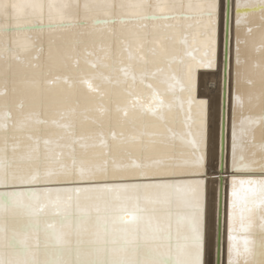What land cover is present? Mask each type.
Returning <instances> with one entry per match:
<instances>
[{
	"label": "snow or ice",
	"instance_id": "obj_1",
	"mask_svg": "<svg viewBox=\"0 0 264 264\" xmlns=\"http://www.w3.org/2000/svg\"><path fill=\"white\" fill-rule=\"evenodd\" d=\"M261 4H264V0H261ZM78 7L65 4L58 12L50 14L47 20L42 11L39 21L17 16L14 17L13 25L0 26V33L12 29L24 30L32 25L38 27L39 31L60 30L61 35L69 36L60 62L42 69L38 78L25 82V87L39 93L42 87L48 89L63 83L69 96H74L80 90L98 97L101 103L86 111L98 113V118L93 117L91 120L101 130L76 135V108L60 110L57 114L59 119L49 121L41 118L38 104L29 105L25 111L23 99L15 104L17 115L13 119V112L7 101H4L0 104V130L6 132L11 127L16 133L28 132L26 138L32 143L24 145L21 151V137L14 135L15 142L11 144L7 135L3 137V146L0 147V184H52L72 180L95 182L123 180L130 176H174L183 174V170L187 169L199 170L204 160L202 134L197 132L196 138H191V131L186 135L173 131L168 127L165 112L173 114L178 105L182 113L187 103L188 121L185 126L188 127L193 104L203 108L204 101L197 102L193 97L195 70L214 66V41L209 29L213 25L211 18L215 15V4L209 2L196 13L209 20L203 31L197 28L191 34V40L188 31L181 35L178 23L154 24L151 32L146 30L147 24L141 23L149 20H179L181 15L184 19L190 18L188 14L175 10L161 8L159 15L142 10L133 16H113L109 12L103 17L85 16L76 19L74 16ZM139 7L143 9L145 6ZM9 8L6 3L0 5V15L7 16ZM89 19L92 25L90 29L74 31L77 28L85 29ZM117 22L121 26L131 23L135 26L127 30L121 28L117 36L121 46L120 55L113 57L110 42H103V33L115 35V30L108 26ZM240 23L238 18L237 25ZM183 27L190 29L192 26ZM170 45L174 50L176 45L181 48L169 56ZM35 47L31 38L23 46H9L6 37L4 40V52H11L12 59L19 63H23L24 54ZM160 59H167V68L158 67L154 71H147L148 65H155ZM258 67L264 76V64ZM98 69H104L108 74ZM54 71L64 74L49 78ZM158 76L162 77L160 83L166 85L163 90L148 82ZM137 80L146 91L133 87ZM7 83L5 78L0 84V98L8 96ZM125 83H129L127 88L113 92V86ZM248 83L251 85L253 81L249 79ZM167 96L171 99H165ZM105 98L115 105L114 108L104 105ZM234 100L238 104L243 103L239 95ZM199 115L202 116V112ZM145 117H150L154 122L145 123ZM105 121L108 127L121 129L129 125L133 128L138 124L141 126L140 130L129 135H125L124 131L119 135L116 131L110 133L111 140L126 149L127 160H118L106 150L108 140L103 131ZM200 122L202 125V120ZM253 122L248 121L249 124ZM49 123L64 129L68 142H61L64 137L56 141L45 139L42 154L39 138L30 133L39 131L40 125ZM240 134L242 137L247 135L246 129L242 127ZM177 141L183 148L190 150V158L183 153L181 157L174 155ZM155 144L170 146L173 152L153 154L151 146ZM76 145L79 146V153ZM98 146L105 151L97 152ZM9 148L11 157L8 156ZM232 148L233 171L264 172V157L246 160L243 155H237L235 123ZM261 151L264 152V145ZM231 184L229 241L236 239L233 235L234 222L240 223L238 231L249 233L257 227L255 221L259 215L260 250L252 264H264V214H260L264 212V178L233 176ZM203 185V180L105 182L90 183L83 187H47L0 193L8 198L7 202L0 201V214L18 218L12 221L11 227L0 225V246L9 249V255L13 257L9 260L0 258V264H201ZM173 190L183 193L185 204L193 209L187 217L177 215L175 223L171 214H166L174 199ZM73 214L77 222L75 230L68 226ZM30 230L36 232L34 244L29 240ZM249 244L247 238L243 241L242 249L230 244V257L233 253L238 257L244 256L245 264H248L247 257L253 255ZM229 264H234L231 258Z\"/></svg>",
	"mask_w": 264,
	"mask_h": 264
},
{
	"label": "bare ground",
	"instance_id": "obj_2",
	"mask_svg": "<svg viewBox=\"0 0 264 264\" xmlns=\"http://www.w3.org/2000/svg\"><path fill=\"white\" fill-rule=\"evenodd\" d=\"M209 2L214 3L216 6L215 15L211 19L213 25L209 29L214 41L213 49V64L211 68H197L195 70L194 79V100L204 101L203 108L200 109L197 104H193L191 116L188 127L185 122L188 121V105L185 103L184 110L181 113L179 106L173 114L169 115L165 112L166 120H168V127L173 131L187 134L188 131L192 132L191 138H196L197 132L202 134V154L204 157L203 166L199 169L183 170V174L174 176H149L138 177L130 176L123 180H108V181H124V180H140V179H156V178H188L198 177L204 181L203 192V255L202 264H217V235H218V222L220 216L219 211V195L220 184L222 193V209H221V254L220 264L223 263L224 256V238H225V224H226V191H227V178L228 176L244 175L234 172L232 170V151H233V124L235 123L237 132V155H243L246 160H260L264 157V152L261 151V146L264 145V76H262L258 65L264 64V22H260L258 15L254 13V9H245L243 7L252 8V6L261 4V0H229L230 14L228 22L225 24V3L226 0H0V5L8 4L9 14L7 16L0 15V26L13 25L15 23L14 17L22 16L26 19L31 18L39 21L40 12H43L44 19L47 20L50 14L58 12L65 4H74L79 7L76 10L74 18L82 19L83 17L99 16L103 17L105 13H111L113 16L121 14L133 16L139 11H147L148 13L160 14L161 8L175 10L181 14H188L189 19H184L181 15L179 20L167 21H143L141 23L147 24V31H152V26L163 24H179L181 26V35L188 31L191 40V34L197 28L203 31L207 25L208 17H199L196 15L201 10V6L207 5ZM240 5L239 7L237 5ZM85 5L88 7L85 8ZM112 7H109V6ZM144 5L142 9L139 6ZM122 6V7H117ZM243 8V9H239ZM241 23L237 25V19ZM262 19V18H261ZM263 20V19H262ZM199 22V23H198ZM184 25H191L190 29H185ZM134 23L121 26L119 22L109 25L108 27L115 30V35H110L107 32L103 33L105 44H111L113 57L120 55V45L117 42V36L120 35V30L123 27L125 30L133 28ZM92 27L91 20L89 19L85 29L77 28L74 31H84ZM103 27V26H100ZM227 27V28H226ZM248 29L252 31L249 32ZM7 38L9 46L17 45L23 46L29 42V38L35 42L36 47L24 54V62L19 63L12 59L11 52H4V40ZM228 40L226 45L227 60L225 63V92L224 109L225 115L223 117L225 130V141L222 152L224 153L223 164L220 167V126H221V109H222V82H223V67H224V46L225 40ZM70 39L69 36L61 35L60 30L51 32L50 30L39 31L38 27L29 25L24 30H9L6 33H0V84L7 79L8 96L0 98V104L7 101L10 110L13 112V119L16 118L17 109L15 104L19 103L21 99L25 102V111L28 110L29 105L38 104L41 118L51 121L52 119H59L57 115L60 110L69 107L76 108V116L74 122L76 124V135L97 133L101 129L92 123L91 118H98V113L95 111H86L87 109H94L101 103L98 97H93L87 94L86 91L77 90L74 96H69L66 87L63 83H59L51 88H41L39 93L29 91L25 87V82L38 78V74L44 68L52 67L60 62L63 49L66 42ZM85 39H87L85 37ZM181 48L176 45V49L169 46L168 55L176 54V50ZM102 55V53H99ZM126 55V54H125ZM150 58L151 53H149ZM6 57V58H5ZM33 57H38L33 59ZM94 59V58H93ZM239 60V63H238ZM37 65V67H32ZM158 67L167 68V59H160L155 65H148L147 71H154ZM89 71H93L89 69ZM97 71L104 72V69ZM63 72H53L49 78H55L56 75H63ZM162 77L158 76L155 80L148 82L153 83L161 90L166 85L161 84ZM251 79L253 83L250 85L248 80ZM130 83V82H129ZM129 83L118 86H113L114 93L120 91L121 88H127ZM13 87L16 91L13 92ZM137 90H145L137 80L133 86ZM239 95L243 101L242 105L235 102L234 97ZM114 98V97H113ZM165 99L170 100L171 97L167 96ZM104 105L108 108H114V104L107 98L103 101ZM202 112V116L199 113ZM89 119H85V117ZM202 120V125L201 121ZM254 121L249 124L248 121ZM145 123L151 124L154 121L150 117L144 118ZM243 122V123H242ZM138 124L135 128L126 126L121 129L119 127H108L105 121L103 131L108 140L107 151L118 160H127V151L123 146L114 143L111 140L110 133L116 131L117 134L124 131L125 135H129L135 131L140 130ZM246 129L247 135L241 136V128ZM28 132L16 133L10 127L6 132L0 130V147L3 146V137L7 135L9 144L14 143L13 136L21 137V151L24 145L31 144L32 141L27 140ZM33 137H38L40 140V149L43 154L44 144L43 140L49 139L52 141L58 140L60 137L65 139L61 142H68L64 129L58 128L49 123L47 125H40L39 131H32L30 133ZM77 153L80 152L79 146L76 145ZM153 154L159 152H173L170 146L163 144H155L151 146ZM97 152L105 151L101 147H97ZM191 157L190 150L183 148L177 141L175 144L174 155L181 157ZM143 153H141V156ZM8 156H12L11 148L8 150ZM180 171V170H178ZM253 175H263L256 170ZM248 175V174H245ZM251 175V174H250ZM108 181H95V182H108ZM76 183H92L86 181H60L52 184H17V183H4L0 184V188H13V186H28V185H60V184H76ZM178 199L176 206H179L185 217L191 215L193 209L189 208L183 199V193H177Z\"/></svg>",
	"mask_w": 264,
	"mask_h": 264
},
{
	"label": "water",
	"instance_id": "obj_3",
	"mask_svg": "<svg viewBox=\"0 0 264 264\" xmlns=\"http://www.w3.org/2000/svg\"><path fill=\"white\" fill-rule=\"evenodd\" d=\"M225 24L228 22L229 19V14H230V8H229V0H226L225 3ZM244 10L246 9H254L255 11H253L254 13H256L258 15V18L260 19V22H264V4H257L252 6V8L249 7H243ZM243 8H239V9H243ZM263 20H262V19ZM227 26V24H226ZM227 28V27H226ZM225 40V46H224V51H223V56H224V67H223V82H222V109H221V126H220V167L223 164V157H224V153L222 152L223 149V145H224V141H225V136H224V130H225V124H224V120L223 117L225 115V109H224V98L226 96V92H225V88H224V84H225V63L226 60L228 58L227 53H226V45L228 40H226V37H224ZM230 172H234L233 169L229 170ZM257 171H241V172H236L238 174H244V175H235L238 178H264V172L258 171V173H262L263 175H253L252 173H256ZM248 174V175H245ZM251 174V175H250ZM233 176H228L227 178V191H226V209H225V215H226V224H225V238H224V256H223V263L224 264H229V260L230 258L232 259V261L234 262V264H245V257L244 256H236L235 253L232 254V256L230 257V253H229V247L230 244H234L239 248H243V241L245 238H247L250 241L249 247L251 248V251L253 253V255H250L247 257V261L248 264H252L253 259L255 258V255L259 252V244H260V240H261V236H260V232H259V228H258V224H259V215H257L256 217V225L257 227L253 228L252 230H250L249 233H243L238 231V229L240 228V223L238 221L234 222L233 224V235L236 237V239L234 241H229V213L231 211L230 208V202H231V191H232V181ZM185 180H203L201 178L198 177H188V178H179V177H172V178H156V179H140V180H124V181H108L107 183H160V182H175V181H185ZM92 183H105V182H92ZM90 183H76V184H60V185H44V186H38V185H28V186H22V187H16L13 186V188H0V193L3 192H8V191H12V190H30V189H43V188H47V187H51V188H56V187H83V186H87ZM220 184V195H219V211H218V215L220 216L219 218V222H218V235H217V258H216V263H219L220 260V254H221V235H222V231H221V209H222V193H221V184ZM174 192V199L173 202L170 206V208H168L166 210V214L170 213L172 218H173V223H175V217L177 215L179 216H184L182 211L180 209V205L176 206V200L178 199V194L175 193V190H173ZM203 192H204V185H203ZM0 201H8V198L6 196H2L0 195ZM260 214H264V212H261ZM0 216H2L3 218H0V225H3L5 227H11L12 226V221L18 219L17 217L11 216L10 214H0ZM185 217V216H184ZM76 220H75V214H73V219L70 222V224L68 225L69 227H71L73 230H75L76 228ZM202 223H203V216H202ZM81 226H83L82 222H81ZM29 236V240L31 243H35V237H36V232L34 230H30L28 233ZM202 243H203V232H202ZM9 249L0 246V258H3L5 260H9L12 259L13 257H11L9 255ZM202 255H203V248H202V254H201V264H202Z\"/></svg>",
	"mask_w": 264,
	"mask_h": 264
}]
</instances>
